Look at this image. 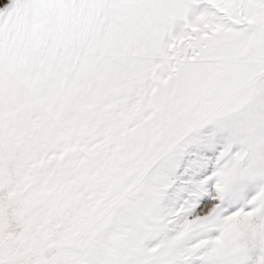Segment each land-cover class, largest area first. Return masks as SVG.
I'll list each match as a JSON object with an SVG mask.
<instances>
[{
  "label": "snow or ice",
  "instance_id": "1",
  "mask_svg": "<svg viewBox=\"0 0 264 264\" xmlns=\"http://www.w3.org/2000/svg\"><path fill=\"white\" fill-rule=\"evenodd\" d=\"M0 264H264V0H0Z\"/></svg>",
  "mask_w": 264,
  "mask_h": 264
}]
</instances>
